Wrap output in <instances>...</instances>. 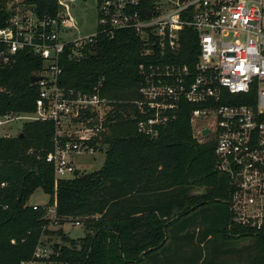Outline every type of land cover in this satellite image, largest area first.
<instances>
[{"label":"trees","instance_id":"16d2710c","mask_svg":"<svg viewBox=\"0 0 264 264\" xmlns=\"http://www.w3.org/2000/svg\"><path fill=\"white\" fill-rule=\"evenodd\" d=\"M22 3L33 6L42 18L56 17L61 8L58 0ZM9 16L0 6V28ZM75 51L77 58L72 57ZM198 51L196 34L186 28L175 60L194 64ZM143 52L140 36L117 30L98 35L94 43L70 45L62 55L61 84L83 93L98 87L100 98L107 100L103 119L96 112L83 119L85 126H102L89 141L97 153L106 155L100 170L87 174L78 169V175L56 179L53 165L46 161L57 133L53 122H26L18 135L0 136V185L7 183L0 190V264L34 261L44 236L68 244L59 248L52 244L57 256L51 260L58 264H153L166 251V264H227L223 259L227 253L218 246L208 258L207 246L216 231L200 213L215 203L227 205L219 208V218L230 240L256 238L252 248L236 252L234 264H264V232L229 229V180L217 170L216 142L201 144L193 136L195 106L182 102L177 119L162 126L155 139L138 132L139 65L147 60ZM42 66L38 56L22 52L16 62L0 68V115L36 111L39 89L31 77ZM196 183L203 186L202 194L191 193ZM39 189L50 195L60 225L85 221L88 233L75 240L62 228L51 231L47 211L29 204ZM186 245L190 251L183 254Z\"/></svg>","mask_w":264,"mask_h":264},{"label":"built area","instance_id":"2783aa9c","mask_svg":"<svg viewBox=\"0 0 264 264\" xmlns=\"http://www.w3.org/2000/svg\"><path fill=\"white\" fill-rule=\"evenodd\" d=\"M97 2L96 33L74 41L62 37L69 21L62 13L42 18L29 5L8 11L9 19L0 28V68L29 52L42 59L35 76L43 79L33 84L39 89L36 111L0 115V131L13 123L53 122L57 133L46 161L53 165L56 179L74 176L75 156L95 155L89 141L102 130L101 125L85 126L83 119L89 112L103 119L107 100L100 98L98 87L83 93L62 85V55L70 45L94 43L100 34L134 31L144 41L147 59L139 65L138 132L155 139L162 126L177 119L182 102L194 105L193 136L201 144L216 142L217 170L229 180V229L264 232V0H157L149 6L145 0ZM186 28L198 40L194 64L175 60ZM78 56L75 51L72 57ZM69 125L88 130L87 137L63 142ZM5 187L7 183H2L0 190ZM38 207L47 211L46 205H33ZM49 219L51 225L59 224L56 212ZM53 253V246L41 239L34 258Z\"/></svg>","mask_w":264,"mask_h":264},{"label":"rangeland","instance_id":"374dc122","mask_svg":"<svg viewBox=\"0 0 264 264\" xmlns=\"http://www.w3.org/2000/svg\"><path fill=\"white\" fill-rule=\"evenodd\" d=\"M64 8L59 9V13L69 17V21L64 25L65 31L67 33H62L64 40H78L80 38H86L91 35H94L98 27V2L97 0H76L72 2L71 0H61ZM60 4V1H58ZM28 9V4H23L22 0H0V6L9 10L21 9L23 6ZM61 6V4H60ZM67 6V8H65ZM207 125V123H204ZM212 126V125H211ZM21 123H13L6 130L0 131V136L11 135L16 136L22 132ZM64 135L71 140L81 141L85 139L88 135V130L82 128L81 126L69 125L64 129ZM210 139L213 135L209 136ZM106 161V155L104 153H96L95 155L91 154H82L77 155L74 158L75 165L82 173H93L100 170ZM203 186L199 183L193 185L192 194L202 191ZM50 195L46 194L42 189L37 190L29 200L30 205H46L47 214L50 217L51 212L55 213L56 208L50 203ZM39 208V207H38ZM227 209V205L224 203H215L209 207H206L203 212L200 213L201 219H210L212 222V228L214 229V239L207 246L208 258H210L211 253L214 249L220 247L223 252H226L227 255L223 259H226L227 264H234L236 261L235 254L242 249L252 248L255 244V237L245 236L240 238H232L226 231V225L222 224L220 217V209ZM51 210V212H50ZM224 223V222H223ZM68 234L70 239H79L84 237L88 233V228L85 221H82L81 226H77L72 220L65 222L64 224H54L50 226V230L57 232L60 229ZM44 244L52 245L59 244L61 246H67L65 242L62 241L59 237H49L44 236L42 238ZM53 246V245H52ZM246 251V250H245ZM56 255L57 252L53 253L45 258H37L29 264H58L51 260V257Z\"/></svg>","mask_w":264,"mask_h":264},{"label":"crops","instance_id":"0c3cea01","mask_svg":"<svg viewBox=\"0 0 264 264\" xmlns=\"http://www.w3.org/2000/svg\"><path fill=\"white\" fill-rule=\"evenodd\" d=\"M197 193H199V192H196L195 194H197ZM204 221L207 222V224H209V221L208 220H204ZM223 222H224V220H223ZM207 224L205 223L204 224V227L207 226ZM200 227L202 228V225L198 226L197 230H199ZM167 244L169 245L170 244V241ZM188 251H190V249L187 247V245L184 246L182 253L184 254V253H186ZM165 256H167V258L169 257L167 251H166V254H160L158 256V260L155 261L153 264H166V262L164 260L165 259Z\"/></svg>","mask_w":264,"mask_h":264},{"label":"water","instance_id":"95a60500","mask_svg":"<svg viewBox=\"0 0 264 264\" xmlns=\"http://www.w3.org/2000/svg\"><path fill=\"white\" fill-rule=\"evenodd\" d=\"M41 79H43L42 77H38V76H32L31 77V83L32 84H35V83H37L38 81H40ZM204 133H207V131H205ZM79 174V171L78 170H76V172H75V175H78ZM203 192H199V194H202ZM57 246V248H59L60 246H59V244H56Z\"/></svg>","mask_w":264,"mask_h":264}]
</instances>
